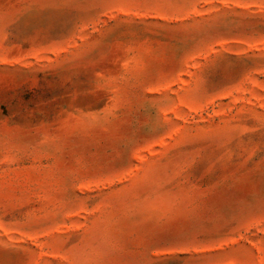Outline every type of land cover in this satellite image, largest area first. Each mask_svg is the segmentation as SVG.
<instances>
[{
  "label": "rangeland",
  "instance_id": "rangeland-1",
  "mask_svg": "<svg viewBox=\"0 0 264 264\" xmlns=\"http://www.w3.org/2000/svg\"><path fill=\"white\" fill-rule=\"evenodd\" d=\"M0 264H264V0H0Z\"/></svg>",
  "mask_w": 264,
  "mask_h": 264
}]
</instances>
